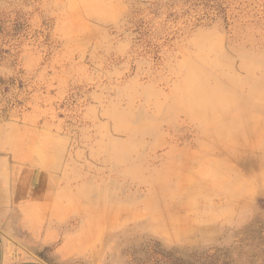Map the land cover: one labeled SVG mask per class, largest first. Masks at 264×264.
Listing matches in <instances>:
<instances>
[{"label":"rangeland","instance_id":"1","mask_svg":"<svg viewBox=\"0 0 264 264\" xmlns=\"http://www.w3.org/2000/svg\"><path fill=\"white\" fill-rule=\"evenodd\" d=\"M263 154L264 0H0L7 262L264 264Z\"/></svg>","mask_w":264,"mask_h":264},{"label":"crops","instance_id":"2","mask_svg":"<svg viewBox=\"0 0 264 264\" xmlns=\"http://www.w3.org/2000/svg\"><path fill=\"white\" fill-rule=\"evenodd\" d=\"M0 264H47V263L41 260H34V259H19V260L7 262L5 260V252L0 238Z\"/></svg>","mask_w":264,"mask_h":264},{"label":"bare ground","instance_id":"3","mask_svg":"<svg viewBox=\"0 0 264 264\" xmlns=\"http://www.w3.org/2000/svg\"><path fill=\"white\" fill-rule=\"evenodd\" d=\"M245 83H247V81H246ZM254 89H255V87L253 88V91H254ZM257 91H258V90H257ZM257 91H256V92H257ZM262 92H263V91H262ZM226 97H228V96H226ZM224 98H225V97H224ZM233 100H234V99H233ZM228 101H229V100H228ZM225 102H226V101H225ZM232 103H233V102H232ZM232 103H231V104H232ZM192 106H193V105H192ZM194 106H195V105H194ZM207 106H208V105H207ZM195 107H196V106H195ZM206 108H207V107H206ZM219 127H220V126H219ZM228 142L232 143L231 141H228ZM223 154H224V153H223ZM263 155H264V154H263ZM260 159H261V158H260ZM181 161H182V160H181ZM237 161H238V160H237ZM260 161H261V160H260ZM182 163H183V162H182ZM170 199H171V198H170ZM235 205H236V204H235Z\"/></svg>","mask_w":264,"mask_h":264}]
</instances>
